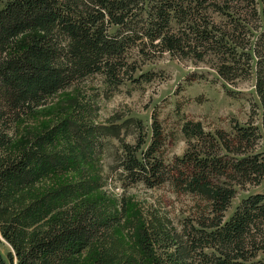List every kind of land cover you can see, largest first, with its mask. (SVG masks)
<instances>
[{
	"label": "trees",
	"instance_id": "16d2710c",
	"mask_svg": "<svg viewBox=\"0 0 264 264\" xmlns=\"http://www.w3.org/2000/svg\"><path fill=\"white\" fill-rule=\"evenodd\" d=\"M132 48L195 61L210 55L228 83L252 73L264 137V0H0V239L9 247L0 264H81L85 252L88 264H249L264 250V195L248 196L222 222L231 184L264 179L251 125L204 134L199 123H187L183 132L195 145L164 165L155 157L162 139L152 117L149 146L123 170L150 187L169 181L205 207L181 237L157 217L135 213L124 221L135 236L127 247L115 233L122 215L88 197L99 179L80 166L101 133L87 107L26 143L17 140V124L58 92L94 74L114 85L130 79ZM66 171L77 178L41 188L50 174Z\"/></svg>",
	"mask_w": 264,
	"mask_h": 264
},
{
	"label": "rangeland",
	"instance_id": "374dc122",
	"mask_svg": "<svg viewBox=\"0 0 264 264\" xmlns=\"http://www.w3.org/2000/svg\"><path fill=\"white\" fill-rule=\"evenodd\" d=\"M211 17L214 21L220 20L216 15ZM19 41L23 43L25 36ZM146 54L140 56L134 48L130 50L128 61L136 66L130 79L114 85L100 74L88 76L47 99L44 106L17 124L16 138L26 143L59 120L68 118L75 107L88 108L90 122L99 128L101 140L90 162L80 167L99 179L100 188L88 197L122 215L115 233L125 247L134 244L135 236L126 229L124 221L135 213L146 220L157 217L181 237L189 233L190 227L195 228L196 212L205 207L200 197L184 188H175L169 181L150 187L123 170L130 157L140 159L149 146L152 117L159 125L162 139V147L155 157L164 165H171L195 145V138L183 132L187 123H199L204 134H213L216 130L231 134L234 127L251 125L257 134L252 153L264 158L260 108L253 91L252 73L228 83L217 76L216 61L210 55L195 61L167 53ZM76 178L72 171L52 173L42 181L41 188L47 190ZM231 186L234 195L222 214V222L248 196L264 195V179L256 185ZM156 250V255L163 253L161 248ZM8 252L9 247L0 239V254L5 257ZM90 257L89 252L83 253L81 264H88ZM248 263H264V250Z\"/></svg>",
	"mask_w": 264,
	"mask_h": 264
}]
</instances>
